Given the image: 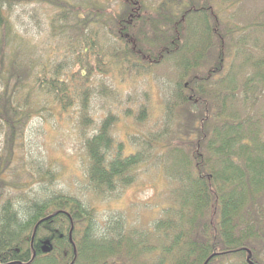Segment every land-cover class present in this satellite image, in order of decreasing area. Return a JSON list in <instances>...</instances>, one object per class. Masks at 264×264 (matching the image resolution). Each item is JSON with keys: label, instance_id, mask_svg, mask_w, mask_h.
I'll use <instances>...</instances> for the list:
<instances>
[{"label": "trees", "instance_id": "trees-1", "mask_svg": "<svg viewBox=\"0 0 264 264\" xmlns=\"http://www.w3.org/2000/svg\"><path fill=\"white\" fill-rule=\"evenodd\" d=\"M153 1L0 0V264H264V6ZM21 2L39 5L34 22L49 6L40 45L10 17ZM109 74L165 77L162 125L129 136L128 153L117 116L95 119L98 99L137 102ZM74 105L89 198L50 189V166L38 189L10 167L34 116ZM147 106L126 112L143 123ZM149 168L176 184L151 233L122 216L100 223L92 198L119 197Z\"/></svg>", "mask_w": 264, "mask_h": 264}, {"label": "rangeland", "instance_id": "rangeland-1", "mask_svg": "<svg viewBox=\"0 0 264 264\" xmlns=\"http://www.w3.org/2000/svg\"><path fill=\"white\" fill-rule=\"evenodd\" d=\"M254 2L259 9L264 6V0H254ZM38 6L34 3L21 2L16 4L9 14L15 20L16 30L27 38L26 40L40 45L46 38V31L41 28V25L47 23L49 6L44 7L46 12L38 8L37 22H34L30 17V9ZM17 17L19 19H16ZM173 67L177 70L172 69L169 74L174 77L177 74L179 77V73L182 72L181 66L173 65ZM159 74H163V71L160 70ZM163 78L165 77L158 76L153 83H149L147 79L141 77L132 83L128 77L120 78L114 74L106 77L107 85L119 91L121 99L125 100L126 97L130 98L133 95L137 101L134 105L132 101L130 102L132 105H128L123 101L117 103L116 99L101 98L93 103L96 122L100 123L108 113L117 116L112 132L117 141L126 142L125 153L135 150L134 146L128 144L129 136L139 135L140 132L149 130L156 132L162 125L165 115V98L159 84ZM94 80L97 82V79ZM141 103L148 105L147 119L143 123L137 122L133 114L126 112L133 107V113L137 114ZM78 116V107L74 105L62 112L57 108L54 111L49 108L30 120L26 126L25 135L19 138L16 146L14 155L17 160L10 166L17 171L20 181H27L32 187L38 189L39 175H42V172L50 166L53 172L58 174L50 189L63 190L81 198L91 197L85 177V157L78 136ZM2 129L0 124V156H4L7 145ZM38 163L44 167L40 171L37 169ZM149 170V172L141 171L135 183L123 188L119 197L106 200L92 198V205L97 208V219L100 223L110 216H122L133 226L145 227V232L151 233L148 226L160 216L161 207L167 203L168 196V200H171L169 190L176 184H172L174 182L172 180L170 185L165 176H160L157 168H149Z\"/></svg>", "mask_w": 264, "mask_h": 264}]
</instances>
